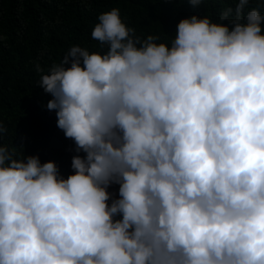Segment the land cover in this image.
<instances>
[{"label":"clouds","instance_id":"1","mask_svg":"<svg viewBox=\"0 0 264 264\" xmlns=\"http://www.w3.org/2000/svg\"><path fill=\"white\" fill-rule=\"evenodd\" d=\"M234 2L170 45L112 8L91 32L106 52L73 45L41 75L86 155L64 178L0 135V264H264V15Z\"/></svg>","mask_w":264,"mask_h":264},{"label":"trees","instance_id":"2","mask_svg":"<svg viewBox=\"0 0 264 264\" xmlns=\"http://www.w3.org/2000/svg\"><path fill=\"white\" fill-rule=\"evenodd\" d=\"M229 7L235 8L234 0H206L198 7L188 0H0L2 142L15 146L18 154L22 145L25 157L35 155L41 163L53 161L66 178L74 172L72 157L86 154L77 151L74 140L57 127L56 111L47 108L52 96L38 82L73 45L90 53L107 51L106 44L91 36L99 14L118 8L122 22L134 30L135 37L143 40L153 35L170 45L182 18L207 15L216 22ZM252 8L264 15V0H249L245 12ZM38 65L42 73L37 72ZM118 189L116 183L108 186L109 204L119 198ZM119 218L118 214L115 219Z\"/></svg>","mask_w":264,"mask_h":264}]
</instances>
